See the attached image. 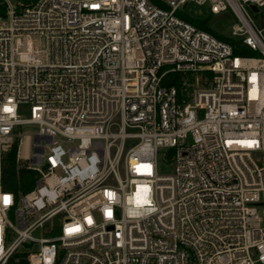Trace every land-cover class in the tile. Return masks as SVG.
Instances as JSON below:
<instances>
[{
	"label": "built area",
	"instance_id": "built-area-1",
	"mask_svg": "<svg viewBox=\"0 0 264 264\" xmlns=\"http://www.w3.org/2000/svg\"><path fill=\"white\" fill-rule=\"evenodd\" d=\"M158 1L0 0V264H264V0Z\"/></svg>",
	"mask_w": 264,
	"mask_h": 264
},
{
	"label": "trees",
	"instance_id": "trees-1",
	"mask_svg": "<svg viewBox=\"0 0 264 264\" xmlns=\"http://www.w3.org/2000/svg\"><path fill=\"white\" fill-rule=\"evenodd\" d=\"M193 24L209 30L207 26L208 20L199 21L194 17L187 18ZM210 31V30H209ZM221 38L232 42L235 46V52L239 54H254L247 49H239L237 44L227 36L219 35ZM181 82V74L176 72H171L164 78V84H176L179 86ZM17 158V144H15L2 158V174H1V184L5 190H22L24 192L29 191L35 183V172L32 169L26 167L17 168L16 164ZM23 264V263H22Z\"/></svg>",
	"mask_w": 264,
	"mask_h": 264
},
{
	"label": "rangeland",
	"instance_id": "rangeland-1",
	"mask_svg": "<svg viewBox=\"0 0 264 264\" xmlns=\"http://www.w3.org/2000/svg\"><path fill=\"white\" fill-rule=\"evenodd\" d=\"M13 2H17L18 0H12ZM156 3H160L158 0H153ZM177 15L181 16L185 19L194 17L199 21L208 20L207 26L209 30L217 35L230 37L232 25L234 23V19H223L220 18L216 20L214 23H211L214 15L211 13L208 5H200L193 1H188L184 5H182L177 11ZM202 28V27H201ZM42 45L45 46V39L42 38ZM23 116L28 117L29 111L28 107H25V110L22 112ZM118 120V117L115 118ZM23 131L27 134H30L38 129V125L36 124H27L22 126ZM137 140L136 139H127L125 147L126 149L133 145ZM115 147L111 148V154H113ZM47 151V150H46ZM257 156V154H255ZM27 162V161H26ZM173 163L170 161H164L161 158L159 159V170L161 173H171L173 171Z\"/></svg>",
	"mask_w": 264,
	"mask_h": 264
},
{
	"label": "water",
	"instance_id": "water-1",
	"mask_svg": "<svg viewBox=\"0 0 264 264\" xmlns=\"http://www.w3.org/2000/svg\"><path fill=\"white\" fill-rule=\"evenodd\" d=\"M230 15L225 13V14H221V15H215L212 20L211 23H214L216 20L220 19V18H229Z\"/></svg>",
	"mask_w": 264,
	"mask_h": 264
},
{
	"label": "bare ground",
	"instance_id": "bare-ground-1",
	"mask_svg": "<svg viewBox=\"0 0 264 264\" xmlns=\"http://www.w3.org/2000/svg\"><path fill=\"white\" fill-rule=\"evenodd\" d=\"M23 151L27 152V142H25V144H24V150Z\"/></svg>",
	"mask_w": 264,
	"mask_h": 264
},
{
	"label": "snow or ice",
	"instance_id": "snow-or-ice-1",
	"mask_svg": "<svg viewBox=\"0 0 264 264\" xmlns=\"http://www.w3.org/2000/svg\"><path fill=\"white\" fill-rule=\"evenodd\" d=\"M6 111H9V109H6Z\"/></svg>",
	"mask_w": 264,
	"mask_h": 264
}]
</instances>
